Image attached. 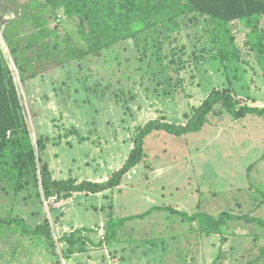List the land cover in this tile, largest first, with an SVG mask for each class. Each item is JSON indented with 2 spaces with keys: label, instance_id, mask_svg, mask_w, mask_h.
I'll return each mask as SVG.
<instances>
[{
  "label": "rangeland",
  "instance_id": "1",
  "mask_svg": "<svg viewBox=\"0 0 264 264\" xmlns=\"http://www.w3.org/2000/svg\"><path fill=\"white\" fill-rule=\"evenodd\" d=\"M26 1L2 3L17 7ZM12 11L0 10L1 55L14 75L39 163L46 164L54 178L106 180L127 158L138 126L154 118L183 123L211 88L230 81L239 104L264 108V70L253 55L221 63L213 53H204L205 24L193 16L182 20L180 36L191 56L179 72L171 61L173 45L145 33L23 82L3 34ZM60 14L47 26L55 28L62 49L69 41L83 45L77 21ZM237 39L241 42L243 35ZM44 137L49 139L41 151L36 140ZM144 152L143 161L112 191L45 200L34 186L16 194L0 189V215L18 216L33 226L47 219L55 240L80 228L94 243L104 234L110 204L116 217L155 205L189 213L199 208L213 215L226 210L264 217L262 117L235 119L217 107L199 132L151 133ZM196 228V223L154 210L126 222L117 242L101 247L87 242L84 252L71 254L65 244L57 243L55 259L42 238L5 229L0 232V264H264V231L257 226L229 223L224 243L220 235Z\"/></svg>",
  "mask_w": 264,
  "mask_h": 264
},
{
  "label": "trees",
  "instance_id": "2",
  "mask_svg": "<svg viewBox=\"0 0 264 264\" xmlns=\"http://www.w3.org/2000/svg\"><path fill=\"white\" fill-rule=\"evenodd\" d=\"M32 1L13 7L4 5L0 0V10H13L14 17L5 21L3 34L23 82L44 75L68 61L90 54L98 55L120 41L145 33H151L158 41L164 40L168 45H173L170 49L171 61L179 72L191 56L180 36L182 20L191 16L204 21L207 35L204 53H213L212 56L221 63H235L243 60V54H252L264 70V0H41L36 5ZM60 12L77 21L76 34L83 45L69 41L62 49L55 28L47 26L55 14L61 17ZM239 34L243 35L241 42L237 39ZM194 56L197 57L195 53ZM231 85L230 81L226 86L211 88L199 105L191 107L183 123L154 118L138 126L132 135V148L127 158L106 180L54 178L48 166L39 163L22 113L14 75L5 64L0 49V189L5 193L11 189L16 194L34 186L37 196H43L45 200L53 196L68 198L77 192L97 194L112 191L131 169L143 161L145 139L153 132L163 131L173 136L199 132L217 107L235 119L256 115L264 120V108L239 104ZM48 139H37V148L43 151ZM260 193L263 195V192ZM154 210L174 214L190 225L196 223L198 232L218 234L222 243L226 240L224 230L232 222L243 221L264 231V217L249 212L234 214L223 210L213 215L199 208L189 213L171 205H155L139 213L116 217L110 204L103 225L104 234L97 243L80 228L63 232L55 240L47 219L33 226L18 216L0 215V232L10 229L22 236L42 238L55 259L57 243L65 244L66 253L71 254L84 252L87 242L95 247L117 242L119 230L126 222L143 219ZM219 257L221 252L218 253ZM214 264L217 262L214 261Z\"/></svg>",
  "mask_w": 264,
  "mask_h": 264
},
{
  "label": "bare ground",
  "instance_id": "3",
  "mask_svg": "<svg viewBox=\"0 0 264 264\" xmlns=\"http://www.w3.org/2000/svg\"><path fill=\"white\" fill-rule=\"evenodd\" d=\"M8 60V59H7ZM22 87V86H21Z\"/></svg>",
  "mask_w": 264,
  "mask_h": 264
}]
</instances>
